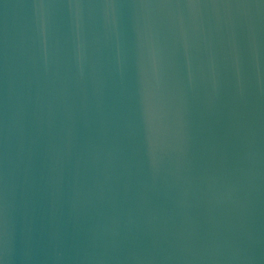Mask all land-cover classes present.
Listing matches in <instances>:
<instances>
[{
	"label": "water",
	"instance_id": "water-1",
	"mask_svg": "<svg viewBox=\"0 0 264 264\" xmlns=\"http://www.w3.org/2000/svg\"><path fill=\"white\" fill-rule=\"evenodd\" d=\"M0 264H264V0H0Z\"/></svg>",
	"mask_w": 264,
	"mask_h": 264
}]
</instances>
